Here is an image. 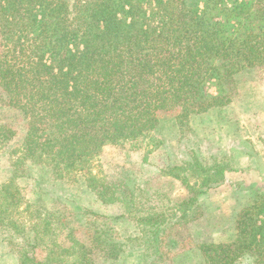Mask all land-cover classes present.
I'll list each match as a JSON object with an SVG mask.
<instances>
[{"label": "trees", "instance_id": "16d2710c", "mask_svg": "<svg viewBox=\"0 0 264 264\" xmlns=\"http://www.w3.org/2000/svg\"><path fill=\"white\" fill-rule=\"evenodd\" d=\"M203 1L199 10L187 0H0V88L5 105L27 126L10 158L11 176L0 186V229L21 238L20 264H95L98 250L120 260L126 247L106 227H96L85 244L55 214L31 212L28 203L20 210L25 199L17 180L34 166L73 182L84 173L87 189L102 203L132 205L134 195L123 185L90 174L104 146L153 141L164 122L183 125L192 115L226 107L234 80L264 68V0H240L229 8L225 0ZM233 20H241V29L229 32ZM212 80L216 95L205 91ZM16 134L0 124V145ZM226 172L224 165L209 167L196 158L166 167L163 175L178 180L188 195L176 201L168 221L165 212L140 214L135 221L154 243L164 242L174 220L188 225L203 215V198L224 183ZM24 213L36 220L34 226L19 221ZM263 214L264 202L245 207L232 242L191 247L198 262L237 264L246 257L264 264ZM40 247L49 255L35 262L30 253Z\"/></svg>", "mask_w": 264, "mask_h": 264}, {"label": "rangeland", "instance_id": "374dc122", "mask_svg": "<svg viewBox=\"0 0 264 264\" xmlns=\"http://www.w3.org/2000/svg\"><path fill=\"white\" fill-rule=\"evenodd\" d=\"M238 1L225 0L224 6L229 8ZM187 5L204 9L203 0H187ZM240 22H229L228 31L241 29ZM251 26L256 29L255 23ZM234 82L233 101L226 107L192 115L183 125L173 120L164 122L152 133L153 141L140 138L104 146L93 161L90 174L108 183L123 185L127 194L134 195L132 205L102 203L87 189L84 173L80 181L73 182L56 179L47 166H34L27 177L17 180L16 185L25 199L20 210L28 203L32 206L31 212L55 214L61 219V227L74 232L85 244L92 240L96 227L113 230L112 238L126 244L125 253L120 260H113L107 251H95V264H202L191 247L204 242H232L240 212L255 202H264V108H261L262 114L257 110L258 101L264 100V68L243 72ZM214 85V80L209 81L205 91L216 95ZM6 102L7 95L0 88V124L6 123L17 132L0 145V186L11 176L10 158L23 144L27 127L20 113L6 106ZM195 158L209 167H227L224 183L203 198V215L198 220L188 225L174 220L173 229L171 225L165 228L166 240L154 243L137 224L135 216L165 212L164 218L168 221L174 204L186 197L188 190L178 180L165 177L163 171L168 166L193 163ZM190 179L192 184L197 182L195 178ZM94 214L107 219L98 220ZM259 219L264 221V214ZM19 221L30 226L36 224L28 213L20 216ZM1 231L0 264H20L22 246L18 240L21 238L13 231L7 235ZM162 234L164 231L160 238L165 239ZM177 241L179 247L172 249ZM40 248L30 253L35 262L49 255L48 248ZM237 264L252 263L243 257Z\"/></svg>", "mask_w": 264, "mask_h": 264}, {"label": "crops", "instance_id": "0c3cea01", "mask_svg": "<svg viewBox=\"0 0 264 264\" xmlns=\"http://www.w3.org/2000/svg\"><path fill=\"white\" fill-rule=\"evenodd\" d=\"M258 102H259V106H258L257 110L262 111L261 108H262V107L264 108V100L262 99V100H259ZM262 113H263V111L261 112V114H262ZM261 114L259 113V114L257 115V119L259 118V116H260ZM236 229H237V228H236ZM236 235H237V230H236V234H235L234 238H236Z\"/></svg>", "mask_w": 264, "mask_h": 264}]
</instances>
